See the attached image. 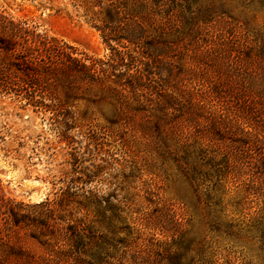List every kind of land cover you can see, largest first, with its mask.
<instances>
[{
    "label": "rangeland",
    "instance_id": "rangeland-1",
    "mask_svg": "<svg viewBox=\"0 0 264 264\" xmlns=\"http://www.w3.org/2000/svg\"><path fill=\"white\" fill-rule=\"evenodd\" d=\"M89 3L0 0V9L103 58L108 49L91 24L100 25L105 14ZM154 9L160 27L154 35L166 48L153 67V104L158 93L173 92L178 112L167 111L159 121L157 114L143 118L138 112L126 119L110 102L79 104L69 130L49 114L0 97V158L21 176L13 180L0 170V195L36 204L24 192L45 185L43 202L62 201L101 236L92 264H264L263 170L241 155L245 149L237 150L240 132L213 138L185 120L195 116L203 128L206 112L219 116L216 106L203 108L211 98L196 103L214 86H244L251 91L247 98L259 101L264 0H157ZM180 114L186 116L174 117ZM237 121L264 154V132H252L254 122ZM3 212L0 226L11 229L6 233L14 253L41 258L29 230L12 228ZM23 258L11 256L4 264H23Z\"/></svg>",
    "mask_w": 264,
    "mask_h": 264
},
{
    "label": "trees",
    "instance_id": "trees-1",
    "mask_svg": "<svg viewBox=\"0 0 264 264\" xmlns=\"http://www.w3.org/2000/svg\"><path fill=\"white\" fill-rule=\"evenodd\" d=\"M78 1L81 4L90 2L99 14L104 12L106 19H102L100 25L91 24L92 18L87 23L99 33L108 55L103 58L90 56L62 40L48 37L39 26L13 18L0 9V97L28 107L34 113L49 114L69 130L74 128L79 104L110 102L126 119L131 112H138L143 118L157 114V121L162 120L167 111L170 116L176 114L177 97L173 92L158 93L153 104L157 85L153 78L158 75L153 67L164 44L157 41L161 36L154 35L160 28L153 19L154 14L158 15L153 10L157 0ZM83 17L86 19L88 14ZM246 91L249 89L244 86L240 89L230 86L228 90L211 87L209 95L204 93L196 103L202 104L204 96L211 98L203 108L216 106L221 111L219 116L205 111L203 128L197 125L195 116L185 120L195 130L201 129L200 132L211 134L213 138L223 134L235 136L240 132L242 138L234 141L237 150L250 152L251 156H247V152L241 155L254 160L257 170H263L261 177L264 178L261 143L253 141L255 136L244 133L245 127L237 121L243 120L245 125L254 122L255 126H249L252 132H264V86L255 88L258 102H253V98L249 100ZM86 112L87 109L83 114ZM224 112L231 114L233 119ZM184 116L186 114L174 117ZM61 205L62 201L55 200L28 205L5 201L0 195V209L4 208L2 214L6 215L10 226L27 228L29 239L42 250L41 258L35 259L28 254L26 257L24 253L15 254L6 233L11 229L0 226V264L11 256L24 257L23 264H92L93 260L97 261L101 236L78 216L77 210H67V204ZM24 210L32 212L19 213ZM94 248L92 258L90 254Z\"/></svg>",
    "mask_w": 264,
    "mask_h": 264
},
{
    "label": "bare ground",
    "instance_id": "bare-ground-1",
    "mask_svg": "<svg viewBox=\"0 0 264 264\" xmlns=\"http://www.w3.org/2000/svg\"><path fill=\"white\" fill-rule=\"evenodd\" d=\"M0 170L4 172L5 177L8 176L10 179L20 180V178H21L20 175L16 176V173L13 172V169L8 165V163L2 161L1 158H0ZM13 180H11V181H13ZM30 182H32V181H30ZM45 190H46L45 185H40V187L32 190L29 193L30 197L32 199V202H37V201H34V199H36L37 197H41V195L44 194Z\"/></svg>",
    "mask_w": 264,
    "mask_h": 264
},
{
    "label": "water",
    "instance_id": "water-1",
    "mask_svg": "<svg viewBox=\"0 0 264 264\" xmlns=\"http://www.w3.org/2000/svg\"><path fill=\"white\" fill-rule=\"evenodd\" d=\"M0 176H4V175L1 174V172H0ZM45 188H46V186H45ZM29 192H30V191H25L24 194H25V198H26L28 201L31 202L32 199H31V197H30ZM45 192H46V190H45ZM44 196H45V194H42L41 197H37L36 199H34V201H37V202H35V203L38 204V203L43 202V200H44Z\"/></svg>",
    "mask_w": 264,
    "mask_h": 264
}]
</instances>
